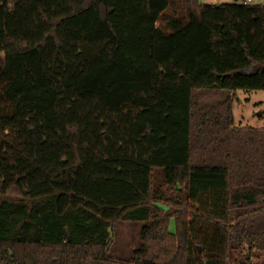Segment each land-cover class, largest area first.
I'll return each instance as SVG.
<instances>
[{
    "label": "trees",
    "instance_id": "trees-1",
    "mask_svg": "<svg viewBox=\"0 0 264 264\" xmlns=\"http://www.w3.org/2000/svg\"><path fill=\"white\" fill-rule=\"evenodd\" d=\"M237 90L264 91V4L0 0V264H262Z\"/></svg>",
    "mask_w": 264,
    "mask_h": 264
},
{
    "label": "rangeland",
    "instance_id": "rangeland-1",
    "mask_svg": "<svg viewBox=\"0 0 264 264\" xmlns=\"http://www.w3.org/2000/svg\"><path fill=\"white\" fill-rule=\"evenodd\" d=\"M218 2L233 3L235 0H218ZM253 3L264 4V0H253ZM258 100H262L263 103L259 105ZM232 115L235 126L264 127V91L237 90L232 104ZM138 231L139 224L137 223L119 222L116 224L115 249L118 253L128 255L131 248L136 246ZM260 260L264 264L262 255L253 258L255 262Z\"/></svg>",
    "mask_w": 264,
    "mask_h": 264
},
{
    "label": "crops",
    "instance_id": "crops-1",
    "mask_svg": "<svg viewBox=\"0 0 264 264\" xmlns=\"http://www.w3.org/2000/svg\"><path fill=\"white\" fill-rule=\"evenodd\" d=\"M201 3L204 4H221V3H225V2H218V0H199ZM235 2H240L239 0H235ZM231 3V2H230ZM234 3V2H233ZM252 4H259V3H253V1L251 2ZM259 105H261L263 102L262 100H258ZM233 104V103H232ZM234 125V124H233ZM235 126V125H234Z\"/></svg>",
    "mask_w": 264,
    "mask_h": 264
},
{
    "label": "built area",
    "instance_id": "built-area-1",
    "mask_svg": "<svg viewBox=\"0 0 264 264\" xmlns=\"http://www.w3.org/2000/svg\"><path fill=\"white\" fill-rule=\"evenodd\" d=\"M242 4H250L253 0H239Z\"/></svg>",
    "mask_w": 264,
    "mask_h": 264
}]
</instances>
